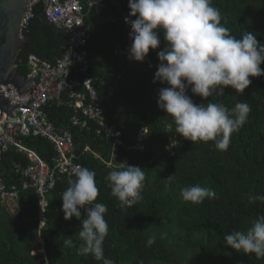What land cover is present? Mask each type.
<instances>
[{"label":"trees","instance_id":"trees-1","mask_svg":"<svg viewBox=\"0 0 264 264\" xmlns=\"http://www.w3.org/2000/svg\"><path fill=\"white\" fill-rule=\"evenodd\" d=\"M212 2L224 18L222 23L234 36L240 38L244 32L252 31L257 34L258 42L264 43V0ZM127 4L128 0H104L85 19L93 30L86 48L89 75L107 84L98 90L104 121L114 124L123 139V145L115 151L116 165L107 166L113 142L95 133L94 122L88 121L91 130L86 132L69 127L71 112L66 107L44 109L58 130L69 129L74 135L75 162L96 173L99 194L95 202L108 207L105 256L115 264H264V259L237 253L224 243L226 234L244 231L253 219L264 215V202H248L250 195H264V76L250 78L252 83L241 95L225 89L223 96L214 94L202 101L192 96L189 89L187 94L197 104L220 102L231 109L238 101L245 100L252 111L247 123L231 137L226 151L217 150L213 142L184 140L175 132L172 120L157 107L158 90L167 87L153 83L157 52L165 47L162 35L159 48L150 50L142 63L113 53L116 44L127 45L130 28L124 23L129 15ZM34 11L41 13V6ZM25 40L29 46L25 52L18 53L15 62L21 76L28 72L29 55L48 61L61 56L67 36L45 26L42 19L34 18ZM260 67L264 69V63ZM141 129L147 130L143 153L133 148ZM25 146L44 162H50L53 150L45 140L28 139ZM84 148L88 152L81 154ZM95 154L100 158L96 159ZM121 162L139 166L146 176L143 200L127 210L121 209L111 196L106 180L108 173ZM15 164L24 166L27 161L14 151L3 156L0 174L8 183H19L12 173ZM68 180L63 179L49 194L42 228L35 219V201L30 195H27L29 202L22 200V212L15 219L0 205V264H45V261L98 264L91 256L77 254L80 242L75 234L80 222L75 218L64 220L61 197ZM196 184L214 190L215 198L199 205L183 202L179 195L181 188ZM30 215L31 220H26ZM153 233L157 239L148 246L147 239ZM69 237L74 241L71 248L64 243Z\"/></svg>","mask_w":264,"mask_h":264},{"label":"clouds","instance_id":"clouds-1","mask_svg":"<svg viewBox=\"0 0 264 264\" xmlns=\"http://www.w3.org/2000/svg\"><path fill=\"white\" fill-rule=\"evenodd\" d=\"M127 7L129 15L124 23L130 27V61L144 62L150 50L159 48L161 35L165 42L163 50L157 52L158 65L153 77V83L167 85L158 90V109L172 120L179 137L189 142H213L217 150L226 151L233 134L238 133L248 121L252 111L249 103L238 101L231 109L220 102L197 104L187 94L188 90L202 101L214 94L223 96L225 89L241 95L252 83L250 78L264 76V69L260 67L264 63V43L258 42L257 34L252 31L244 32L240 38L234 36L222 23L224 18L212 0H128ZM146 133V129H141L133 146L139 153L146 151ZM139 138H142L140 145L143 149L138 146ZM120 140L121 145L110 151L107 166L116 165L115 151L123 145L121 136ZM81 154L85 153L81 151ZM94 157L98 159L100 155L95 154ZM110 158L111 165L108 164ZM75 176V179L63 176L56 186L69 178L68 187L61 197V211L65 221L75 218L80 222L79 231L75 234L80 242L76 248L77 254L91 256L98 264H115L112 258L105 256L104 241L109 232V224L105 219L108 207L95 202L99 194L96 173L80 165L76 168ZM145 179L142 168L127 162L117 164L106 176L111 196L123 210L143 200ZM53 190L47 194V201ZM30 193L27 195L35 201L37 219V196ZM179 195L183 202L199 205L206 199H214L216 193L207 186L196 184L181 188ZM27 199L29 202L28 196ZM257 201L264 202V195L248 197L250 204ZM45 213L42 225L37 219L39 228L44 227ZM31 218V215L25 217L28 221ZM156 239L153 233L147 239V245L151 246ZM64 243L70 248L74 246L72 237L65 238ZM224 243L237 253L264 259V215L253 219L246 230H234L226 234Z\"/></svg>","mask_w":264,"mask_h":264},{"label":"built area","instance_id":"built-area-1","mask_svg":"<svg viewBox=\"0 0 264 264\" xmlns=\"http://www.w3.org/2000/svg\"><path fill=\"white\" fill-rule=\"evenodd\" d=\"M103 2L26 0L18 39H25L29 23L35 18L34 9L41 6L46 19L64 31L67 41L64 52L53 61L41 60L34 55L27 57L28 72L25 76L30 79V83L26 93H19L10 85L3 86L2 98L7 101L9 111L1 109L0 164L9 151H14L27 161L24 166L15 164L12 167V173L19 179V183H8L0 174V205L13 218L18 217L22 200L28 202L27 194L35 190L32 193L37 196V219L42 225L48 207L47 194L63 176L75 179L76 168L80 166L75 162L74 135L69 129L58 130L48 120L44 109L66 107L71 112L69 127L87 132L91 130L88 121L94 122L96 134H102L105 140L112 141L113 148L121 145L117 128L104 121V109L98 100L99 88L107 85L103 80L89 75L87 61L86 48L93 30L85 19ZM129 32L130 28L126 34L127 45L116 44L114 47V54L120 58L128 59V48L131 45ZM108 90L112 88L108 87ZM28 139H42L51 145L53 155L48 165L25 146ZM138 142L139 148L143 149L140 145L142 138ZM82 152L87 153V148ZM108 164L111 165V158Z\"/></svg>","mask_w":264,"mask_h":264},{"label":"water","instance_id":"water-1","mask_svg":"<svg viewBox=\"0 0 264 264\" xmlns=\"http://www.w3.org/2000/svg\"><path fill=\"white\" fill-rule=\"evenodd\" d=\"M25 11L26 0H0V115L1 109L9 111L7 101L2 98L3 86L10 85L19 93H26L30 83V79L21 76L13 66L18 53L25 52L29 46L28 41L18 39ZM34 15L42 19L45 26L64 33L49 22L43 12Z\"/></svg>","mask_w":264,"mask_h":264}]
</instances>
